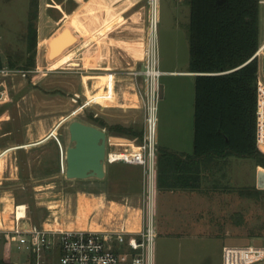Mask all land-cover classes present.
Segmentation results:
<instances>
[{"label": "rangeland", "instance_id": "374dc122", "mask_svg": "<svg viewBox=\"0 0 264 264\" xmlns=\"http://www.w3.org/2000/svg\"><path fill=\"white\" fill-rule=\"evenodd\" d=\"M151 1L38 0V17L34 21L38 33L35 57L38 72L26 79L15 77L0 82V89L6 91L0 95V150L31 145L7 153L0 163L4 227L11 224L9 213L13 204L25 205L27 217L41 228L54 221L67 223L76 218L78 202L83 197L103 201L105 206L111 205V200L128 203L132 213L145 215L148 199L143 191L142 168L123 163L111 165L105 160L103 179H68L65 152L73 146L68 127L74 121L95 127L100 120L107 124L104 128L107 155L111 153L107 140L111 138L108 131L111 125L124 123L127 127L144 129L145 113L134 106L137 104L134 95L139 87L142 90V79L135 84L129 73L143 71L144 58L153 40ZM158 1L159 70H184L189 64V4L186 0ZM30 11V0H0L3 66L26 64L30 55L27 53ZM263 40L261 9L260 42ZM111 74L116 78L112 79L115 102L105 99L111 90V84L109 87L107 83ZM159 83V144L192 153L193 84L171 77H162ZM257 83L260 111L264 112V81L260 78ZM75 94L81 95L79 104L72 102ZM93 94L99 103L80 111L81 102ZM74 111L76 115L61 122L56 133L60 148L49 135ZM260 129L259 141L264 142V127ZM6 131L9 132L3 134ZM48 136L43 144L32 146ZM223 167L222 172L213 171L202 191L195 192L196 196L186 197L176 191L172 197L157 200L154 264H223L226 247H264V169L255 167L252 160L238 158L228 159ZM186 198L191 202L185 201ZM8 202L11 204L7 205ZM92 219L90 215L88 220ZM16 245L11 246V253L20 263L23 257ZM4 248L1 243V259Z\"/></svg>", "mask_w": 264, "mask_h": 264}, {"label": "trees", "instance_id": "16d2710c", "mask_svg": "<svg viewBox=\"0 0 264 264\" xmlns=\"http://www.w3.org/2000/svg\"><path fill=\"white\" fill-rule=\"evenodd\" d=\"M188 4V70L196 74L193 154L158 150L156 186L161 190L195 189L200 183L201 165H210L215 171L219 161L230 158L249 159L264 169V150L258 146L259 61L253 58L261 45L260 0H188ZM30 6V55L24 69L35 67L37 48L34 21L38 0H30ZM8 66L17 67L13 63ZM95 125L102 129L107 126L103 120ZM259 127H264L263 111ZM108 131L128 139L141 140L143 136V129L123 125H111ZM9 263L7 243L1 264Z\"/></svg>", "mask_w": 264, "mask_h": 264}, {"label": "built area", "instance_id": "2783aa9c", "mask_svg": "<svg viewBox=\"0 0 264 264\" xmlns=\"http://www.w3.org/2000/svg\"><path fill=\"white\" fill-rule=\"evenodd\" d=\"M260 5L264 17V0H260ZM155 7L157 14L155 13L154 19L152 11L151 33L153 40L144 58L143 71L134 70L129 73L135 84L139 79H142V90L139 87L137 92L139 107L145 113L142 139L125 142V147L119 151L115 149L112 137L108 138L111 153H108V155L106 153V161L109 164L123 163L140 166L143 169V191L148 202L145 205L146 211L143 216L142 229L136 233L124 230L45 229L37 226L27 217V207L25 205H23L24 217H20L19 212L23 207L22 204H13V210L9 213L11 220L9 227H4L6 223L2 220L3 212L0 208V245L1 243L10 245L9 264H154V243L157 236L153 206L157 179V104L160 98L159 81L163 76V73L159 70L156 41L159 1ZM253 58H257L259 61L258 79L262 78L264 81V40ZM36 72H38V68L35 69V67L24 69L22 67L2 66L0 67V82L15 77L26 79ZM109 91L110 94H107L106 98L107 101H112L114 97L113 89ZM5 92V90L0 89V95L5 94ZM80 101L81 95L75 94L72 102L79 104ZM94 102L96 101H90L86 97L81 102L80 111L91 107ZM259 115L260 105L258 99V146L261 148L263 145L259 141ZM101 130L105 131V129ZM54 139L62 148L58 138L55 136ZM6 154L5 151L0 150V161H3ZM61 157H63L62 150ZM0 179V185H2V177ZM2 203L4 202L0 201V207L2 205L3 208ZM26 219L31 221V225L28 228H22L21 221ZM13 243L17 244V251L23 257L20 263L16 262L11 253ZM3 259L4 256L2 259L0 258V264ZM223 264H264V247L254 245L226 247L223 250Z\"/></svg>", "mask_w": 264, "mask_h": 264}, {"label": "crops", "instance_id": "0c3cea01", "mask_svg": "<svg viewBox=\"0 0 264 264\" xmlns=\"http://www.w3.org/2000/svg\"><path fill=\"white\" fill-rule=\"evenodd\" d=\"M179 1H185V0H179ZM185 2H188V0H186ZM161 72L163 73L162 77L186 79L188 81H191L193 84V87H194V80H195L196 74L190 73L188 70V66L184 70L173 69V70H162ZM108 76H111L108 78L109 80L107 81V83L109 84L108 85L109 87H110V84H112L111 89H113V96H114L112 101L115 102L116 101V92H115V89L113 86L112 79L114 78L116 80V78L113 74L108 75ZM100 84H105V83H100ZM100 86H103V85H100ZM129 95H134V94H129ZM134 96H136L135 102H137V104H135L134 106L139 108V106H138L139 102H138L137 95L135 94ZM93 97H94V94L89 97V100L90 101H96ZM105 99H106V95H105ZM132 100H134V99H131V101ZM96 102H98V101H96ZM193 112H194V104H193ZM72 114L76 115V111H74ZM123 126L127 127L126 124H124V123H123ZM59 128L60 127H58V129ZM58 129H56V132L52 135V137L56 136ZM193 136H194V132H193ZM111 137H112V143L115 146V149L119 150V151L123 150V148L125 147L124 140L127 142L135 140V139H128L125 137H119V136H113V135H111ZM156 141H157L158 150L164 149V150L176 153V154H184V155L193 154V151H192V153H187V152H183V150H180L179 148H174L171 145L165 146V145L159 144L158 134H157ZM44 142H46V141H44ZM43 143H41V144H43ZM17 149H25V146L22 145L20 147L12 148V150L8 149L5 152L9 153V152L17 150ZM158 150H157V153H158ZM62 160H63V167L65 168L64 154H63ZM225 163H226V161H219L218 166L215 168V172L216 171H219V172L224 171L225 169L223 166L225 165ZM111 165H113V164H111ZM124 165H126V164H124ZM126 166H133V167L141 168L140 166H136V165H126ZM200 168L202 171L200 174L201 179H200L199 186L195 189H189V190L188 189L187 190H180V189L179 190L178 189H176V190H165V189H163V190H161V189H158L156 186L157 190H156L155 195H154L155 199H153L154 209L156 210L157 200H162V198H165L167 196L172 197L176 191L181 192L186 197L187 196L192 197L191 195L196 196L195 192L202 191V189L205 186V182H207V180L212 177L213 171H212V166H210V165L207 168L205 165H201ZM65 171H66V169H65ZM111 171H114V169L112 167H111ZM216 174L219 177L222 176L219 173H215V175ZM202 195H204V194H202ZM184 200L187 202H191V199H189V198H186ZM83 203H85V205ZM105 205L106 204H104L103 201L96 202L93 199L83 197V198L79 199L78 212H77V215L75 216L76 218H74V220H71L67 223H59L58 221H54L52 223H46L45 228H47V229H61V230H92V231H110V230L111 231H119V230H124V231L131 232V233H136L142 229V222H143L142 212H140V214H139L138 212L133 211V213H132L131 208L128 205V203L127 204H121V203H117V202L111 200V205H109V206H105ZM86 206H89V207L87 209L84 208V211L88 210V213L86 212L87 215L84 217V215L86 213L83 210H80V208H83ZM96 210L99 211L98 214L93 213ZM90 215L91 216L93 215V219L91 221L88 220V217H90ZM84 218H87V220L84 221Z\"/></svg>", "mask_w": 264, "mask_h": 264}, {"label": "water", "instance_id": "95a60500", "mask_svg": "<svg viewBox=\"0 0 264 264\" xmlns=\"http://www.w3.org/2000/svg\"><path fill=\"white\" fill-rule=\"evenodd\" d=\"M70 141L73 146L66 149V178L87 179L105 177L104 163L106 160V132L93 125L78 121L68 127ZM264 150V146L261 147ZM31 225L29 219L21 221L22 228Z\"/></svg>", "mask_w": 264, "mask_h": 264}, {"label": "bare ground", "instance_id": "6f19581e", "mask_svg": "<svg viewBox=\"0 0 264 264\" xmlns=\"http://www.w3.org/2000/svg\"><path fill=\"white\" fill-rule=\"evenodd\" d=\"M156 5H158V0H152V7H153V19L155 18V13H156V11H155V6ZM157 14V13H156ZM79 109V108H78ZM80 110V109H79ZM75 115L74 114H71L68 118H64L62 121H60L54 128H53V130H52V132L50 133V135L49 136H52L55 132H56V129H58V127H60V123L61 122H63V123H65L67 120H69L71 117H74ZM49 136L46 138V139H44L43 141H40V142H38V143H35V144H32V146H37V145H40L41 143H43L44 141H47L48 139H49ZM25 146V148H27V147H30L31 145H24ZM12 150V149H11ZM0 163H2V160L0 161ZM0 172L2 173V169H0ZM12 202V201H11ZM11 203L10 202H8L7 203V205H10ZM23 206V205H22ZM23 209H24V206L20 209V212H19V215H21L20 217H24V211H23Z\"/></svg>", "mask_w": 264, "mask_h": 264}]
</instances>
